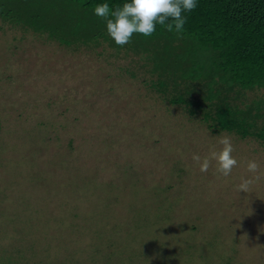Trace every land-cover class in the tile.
I'll return each instance as SVG.
<instances>
[{
	"label": "rangeland",
	"instance_id": "obj_1",
	"mask_svg": "<svg viewBox=\"0 0 264 264\" xmlns=\"http://www.w3.org/2000/svg\"><path fill=\"white\" fill-rule=\"evenodd\" d=\"M153 78L141 53L0 15V264H264L263 143L212 131ZM222 136L237 166L201 172L193 154Z\"/></svg>",
	"mask_w": 264,
	"mask_h": 264
},
{
	"label": "trees",
	"instance_id": "obj_2",
	"mask_svg": "<svg viewBox=\"0 0 264 264\" xmlns=\"http://www.w3.org/2000/svg\"><path fill=\"white\" fill-rule=\"evenodd\" d=\"M125 2L130 0H0V15L64 45L141 53L155 75L153 85L170 90L171 102L200 110L212 131L254 136L264 145V94L238 100L243 90L264 89V0H197L194 10L182 13L180 33L157 24L150 37L134 33L120 46L94 7L108 3L115 10Z\"/></svg>",
	"mask_w": 264,
	"mask_h": 264
},
{
	"label": "clouds",
	"instance_id": "obj_3",
	"mask_svg": "<svg viewBox=\"0 0 264 264\" xmlns=\"http://www.w3.org/2000/svg\"><path fill=\"white\" fill-rule=\"evenodd\" d=\"M197 7V0H130L121 7L112 10L108 3L97 4L94 7V14L106 21L107 32L117 45L123 46L130 42L134 33L150 37L159 24L166 27L168 31L173 29L180 33L186 17L183 12H191ZM171 20L172 22H168ZM222 148L212 152L210 157L201 158L194 153L192 159L199 165L201 172H207L211 161H216V171L227 177L232 169L237 166L238 161L232 155L234 148L229 136H222L219 140ZM247 170L251 173L259 172V164L250 160L247 163ZM259 179V175L254 177ZM252 179H243L238 190L247 192Z\"/></svg>",
	"mask_w": 264,
	"mask_h": 264
}]
</instances>
